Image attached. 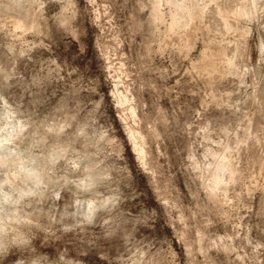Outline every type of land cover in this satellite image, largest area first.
I'll return each instance as SVG.
<instances>
[{"label": "rangeland", "instance_id": "1", "mask_svg": "<svg viewBox=\"0 0 264 264\" xmlns=\"http://www.w3.org/2000/svg\"><path fill=\"white\" fill-rule=\"evenodd\" d=\"M153 1L0 0V264H264V0Z\"/></svg>", "mask_w": 264, "mask_h": 264}, {"label": "bare ground", "instance_id": "2", "mask_svg": "<svg viewBox=\"0 0 264 264\" xmlns=\"http://www.w3.org/2000/svg\"><path fill=\"white\" fill-rule=\"evenodd\" d=\"M159 2H160V0H154L153 1V8H152V11H153V14H154V16H156V17H158L159 16ZM252 2H254V0H252ZM189 3V2H188ZM259 3V2H258ZM171 4V3H170ZM173 5H174V3H173ZM254 5V4H253ZM217 6V5H216ZM235 6V5H234ZM262 6V5H261ZM184 7V6H183ZM183 7H181V8H183ZM219 7V6H218ZM226 7V6H225ZM179 9V8H178ZM185 9V8H184ZM186 9H187V7H186ZM201 9V8H200ZM263 9V8H262ZM175 11V10H174ZM182 12H183V10H181ZM255 11V10H254ZM187 12H189V11H187ZM190 14H193V13H190ZM199 14V13H198ZM229 14H234L235 16H236V18H249L250 19V15H251V12H250V10L245 6V5H243V6H241L237 11H233V12H230V11H223V15H222V18H223V20H224V24H225V27L226 28H231V24L229 23V21H228V16H229ZM191 16V15H190ZM192 17V16H191ZM190 17V18H191ZM190 20V19H189ZM195 20V19H194ZM176 24V26H177V20L175 19V17L174 16H172V19H171V23H170V25H168V27L170 26H174ZM15 26L16 27H22L23 25L21 24V23H19V22H16L15 23ZM170 29V28H169ZM173 29V28H172ZM240 31V30H239ZM241 32V31H240ZM264 46V45H263ZM261 48V47H260ZM262 50H264L263 48H262ZM260 51H261V49H260ZM264 52V51H263ZM228 62V61H227ZM231 62H233L232 60H231ZM231 64V63H230ZM230 67V66H229ZM213 71V70H212ZM215 71V70H214ZM229 71V70H228ZM211 71H207V73H210ZM120 94V93H119ZM119 94H118V96H119ZM121 96V95H120ZM121 98V97H120ZM122 98H123V95H122ZM124 99H126V97L125 98H123L122 99V102H123V100ZM121 100V99H120ZM264 111V110H263ZM259 113V112H258ZM253 117V116H252ZM264 118V117H263ZM252 119V118H251ZM251 121V120H250ZM257 124H258V122H257ZM260 124V123H259ZM20 126V125H19ZM258 126V125H257ZM260 127V126H259ZM59 130V129H58ZM133 132V131H132ZM257 132V131H256ZM263 132V131H262ZM20 134V133H19ZM251 133H249V135H250ZM7 135V134H6ZM242 135V134H241ZM264 135V134H263ZM12 136H14V135H12ZM16 136H18V133H17V135ZM135 135L133 134V137H134ZM255 136V135H254ZM252 137V136H251ZM11 135H7V136H5V137H3V138H0V149H1V147H3V145H4V143H7V142H9V141H11ZM137 138V137H136ZM255 138V137H254ZM258 140V139H257ZM246 141V140H245ZM251 141H252V139H251ZM255 141V140H254ZM136 143H138V142H136ZM136 143H133V149H134V151L137 153V156L139 157V156H141V153L143 152V149L140 147V145L138 146ZM247 143V142H246ZM249 143V142H248ZM253 143V142H252ZM256 144V143H255ZM253 145V144H252ZM260 145V144H259ZM246 146H247V144H246ZM250 146H251V144H250ZM256 147V146H255ZM248 148V147H247ZM257 148V147H256ZM244 150V149H243ZM252 150V149H251ZM247 151H248V149H247ZM262 151V150H261ZM249 152V151H248ZM227 155V154H226ZM252 155V154H251ZM260 155V154H259ZM0 156H1V154H0ZM220 156H222V154L220 155ZM248 156V155H247ZM142 157V156H141ZM216 157V156H215ZM227 157H228V155H227ZM225 158H226V156H225ZM229 158V157H228ZM228 158H226V161H225V159H223V158H221V159H219L218 158V160H217V157H216V160H217V162H215L216 163V166H215V169H214V171H212V172H214V173H219L220 172V174L222 173V171H224V169H226L227 167H228V162H227V159ZM249 158V157H248ZM255 158V157H254ZM253 158V159H254ZM8 159V158H7ZM245 161H246V159H245ZM251 161H253V160H251ZM250 161V162H251ZM256 161V160H255ZM4 162H5V160L4 159H0V165L1 164H4ZM248 163V162H247ZM255 163V162H254ZM230 164H232V163H230ZM215 165V164H214ZM261 166V165H260ZM214 168V167H213ZM230 169V178H234L235 176H234V173H233V170L231 169V168H229ZM244 169V168H243ZM253 169V168H252ZM245 170V169H244ZM41 171H42V166L40 165L38 168H32V169H30L29 170V173L28 174H26V175H23L22 176V180H26V179H29V178H31V177H34L35 178V180H36V182H38V183H40L41 181H42V179H43V175H42V173H41ZM242 171V170H241ZM225 172H227V171H225ZM224 172V173H225ZM229 172V171H228ZM227 172V173H228ZM262 174V173H261ZM19 175V173L17 172V173H14V175L13 176H11V177H13L12 179H15L14 177H16V176H18ZM216 175V174H215ZM225 175H227V174H225ZM251 175H252V173H251ZM256 175V174H255ZM218 176V175H217ZM213 177L214 178V180L212 181L213 182V185H212V187H211V191H213L214 190V187L216 186V185H218V184H220L221 182V178L219 179V177ZM220 176V175H219ZM221 176H223V175H221ZM228 176V175H227ZM226 176V177H227ZM94 177V176H93ZM228 178V177H227ZM7 180H9V179H11V178H9V177H7L6 178ZM93 179H95V178H93ZM223 179H225V178H222V180ZM27 181H29V180H27ZM231 181V180H230ZM23 182V181H22ZM21 182V183H22ZM90 183V182H89ZM225 183V182H224ZM15 184V183H14ZM25 184V183H24ZM30 184V183H29ZM226 184V183H225ZM253 184V183H252ZM33 185V184H32ZM94 185V184H93ZM221 185V184H220ZM27 187V186H26ZM25 188V187H24ZM217 188V187H216ZM89 189V188H88ZM210 189V188H209ZM24 193V190H21V194H23ZM11 195H9V194H4V199H8V197H10ZM15 199V198H14ZM15 201H17V200H15ZM94 203V202H93ZM87 207H89V209L88 210H93V209H95V205H93V204H90L89 203V205L87 206ZM90 211V212H91ZM16 219H17V217H16ZM1 228V227H0ZM1 231V230H0Z\"/></svg>", "mask_w": 264, "mask_h": 264}]
</instances>
